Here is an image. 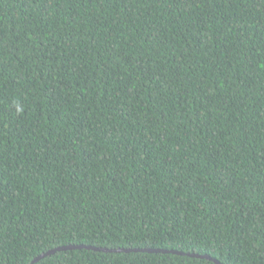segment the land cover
Wrapping results in <instances>:
<instances>
[{"label": "trees", "instance_id": "trees-1", "mask_svg": "<svg viewBox=\"0 0 264 264\" xmlns=\"http://www.w3.org/2000/svg\"><path fill=\"white\" fill-rule=\"evenodd\" d=\"M70 245L264 264V0H0V264Z\"/></svg>", "mask_w": 264, "mask_h": 264}, {"label": "water", "instance_id": "water-1", "mask_svg": "<svg viewBox=\"0 0 264 264\" xmlns=\"http://www.w3.org/2000/svg\"><path fill=\"white\" fill-rule=\"evenodd\" d=\"M77 249H89L94 251H102L106 253H136V252H146V253H161V254H173V255H179V256H187L191 258H198V259H205L208 261H213L216 264H221L218 260L212 258L209 255H201L196 253H185L182 251L177 250H166V249H152V248H134V249H125V248H117V249H107V248H97L92 246H84V245H70V246H64V247H58L52 250H49L48 252L40 255L37 257L31 264H35L39 262L40 260L54 255L57 252L61 251H70V250H77Z\"/></svg>", "mask_w": 264, "mask_h": 264}]
</instances>
